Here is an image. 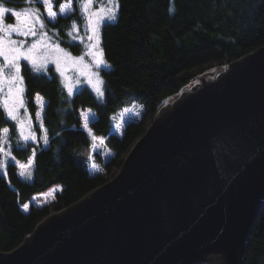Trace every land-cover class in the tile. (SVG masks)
Returning <instances> with one entry per match:
<instances>
[{"label":"water","instance_id":"95a60500","mask_svg":"<svg viewBox=\"0 0 264 264\" xmlns=\"http://www.w3.org/2000/svg\"><path fill=\"white\" fill-rule=\"evenodd\" d=\"M264 205V46L169 98L121 170L0 264H244Z\"/></svg>","mask_w":264,"mask_h":264},{"label":"trees","instance_id":"16d2710c","mask_svg":"<svg viewBox=\"0 0 264 264\" xmlns=\"http://www.w3.org/2000/svg\"><path fill=\"white\" fill-rule=\"evenodd\" d=\"M0 1L19 9L28 0ZM62 1L56 0L57 5ZM118 4L117 19L106 20L101 28L109 65L99 68L102 97L86 86L69 94L52 66L40 72L23 62L25 106L30 135L35 138L25 140L18 122L0 105V140L7 128L17 159L26 162L34 154L30 179L21 177L14 162L7 165L6 173L0 172V252L14 250L46 217L113 179L169 98L199 76L224 69L264 46V0H118ZM74 7L70 15L47 24L56 42L79 54L82 47L70 39V29L83 19L79 0H74ZM11 19L8 14L7 20ZM37 95L45 100L40 123ZM130 101L142 105V116L128 122L119 136L112 132L113 116ZM87 108L96 114L91 129L106 138L115 152L108 161L98 158L103 168L98 174L90 171L87 151L92 140L80 115ZM54 185L62 190L52 201L42 207L30 203L23 209L34 195ZM244 264H264V205L250 230Z\"/></svg>","mask_w":264,"mask_h":264},{"label":"rangeland","instance_id":"374dc122","mask_svg":"<svg viewBox=\"0 0 264 264\" xmlns=\"http://www.w3.org/2000/svg\"><path fill=\"white\" fill-rule=\"evenodd\" d=\"M0 4H2L4 7L11 8L17 11H21L24 9H31L33 7L39 8L41 16L43 18L44 22V28L42 30L39 29V25H36L38 35L35 37L28 36V37H22L18 36L17 34L13 33L11 38L16 39V40H26V45L30 46V44L36 40L40 39L39 33L42 31L43 33H46L47 35L45 36L44 40L42 41V46L39 47L36 50V66L34 67L32 63H30L27 60L21 59L20 60V65L22 67V63L26 62L30 64L32 67L37 69L40 72H47V69L52 66L58 74L61 76L65 86L70 89L71 91L79 90L83 86L90 87L94 90L92 85H90L87 81L89 78L93 80V82H96L97 80L102 82V78L100 77L99 74V68L103 65H100L99 67H96L94 58L92 55H90V52L95 51L94 49H91L89 47V41L87 39L88 35H91L90 29L86 28L87 24V15L88 13L84 12L83 9L81 8L82 0H79V6H80V11L82 15V23L81 25H75V27H72L70 29V39L73 40V42H77L81 47L82 50L79 54H74L64 48L60 43L56 42L48 29V24L47 21H56L57 18L62 15V16H67L70 15L75 9L74 7V0H64L62 1L59 5H57L56 0H53L52 2V9L54 12H56V18H49L47 10L42 4V0H37V2L33 3V0H28L26 2V5L22 8H13L6 6L0 1ZM61 5H70V7H66L65 11L61 13L59 11ZM106 7H110L108 4V0H92V3L88 5V12L90 13H96L101 11L102 9H105ZM6 15V23H16L15 19L12 18L10 21L7 20V13ZM10 15V14H9ZM94 18V17H93ZM106 22V19L102 21L98 33H99V39L97 41L98 48L102 50L101 46V28L102 24ZM81 26V28H80ZM2 35V33H0ZM59 45L60 48L64 49L65 52L69 53L73 59L71 60H65L62 56V54L58 53L54 49V45ZM103 53V50H102ZM61 56L60 59V71L57 70V65H56V58L57 56ZM83 57L82 61H76L74 58L76 57ZM102 58L104 59V54L102 55ZM105 60V59H104ZM0 63H3V57H0ZM61 71L63 72V75H61ZM20 75L21 71H20ZM23 88H24V83H23ZM100 88L102 87V83L98 85ZM5 94L7 93V85H5L4 89ZM2 95V94H0ZM23 99H24V104H25V98H24V93H23ZM37 104H38V110H37V120L40 123L42 121V111L45 105V100L37 95L35 98ZM143 112V107L142 105L136 103L135 101H130V103L125 106L122 110L117 112L113 116V127H112V132L116 133L119 136H123V130L124 126L133 120L140 119L142 116ZM95 112L87 108L86 110H81L80 115L83 121V127H84V117H88V123H87V128L85 130L88 132V134L91 137L92 140V145L90 149L87 151L88 155V161L90 165V171L92 174H98L103 172V168L101 164L98 162V158L101 157L102 160L108 161L110 160L115 152L111 149L110 146L107 145L106 143V138L102 136H98L94 133V131L90 127L91 121L94 120L96 114ZM18 117L21 121H23V137L24 136H31L30 135V130H31V124H30V119L28 116V112L26 111V106L24 108H20L18 111ZM21 131V125L18 123ZM93 136L96 137L95 140H93ZM1 145L0 149H3V151H0V162L2 163V166H0V172L6 173V167L9 163L14 162L18 166V172L21 175L22 178L24 179H30L33 175V168H34V154L29 158L28 161L22 162L19 159H17L13 153H12V147L8 139V132L4 133L2 130V137H1ZM45 141V140H44ZM44 145H47L44 142ZM62 190L61 185H54L48 190L34 195L30 202L27 203L28 207L29 204H35L37 206H44L45 204H48L50 201H52L58 192ZM26 205V204H25ZM23 209L24 205H23ZM28 209V208H27ZM26 210V209H25Z\"/></svg>","mask_w":264,"mask_h":264},{"label":"snow or ice","instance_id":"6c2138e0","mask_svg":"<svg viewBox=\"0 0 264 264\" xmlns=\"http://www.w3.org/2000/svg\"><path fill=\"white\" fill-rule=\"evenodd\" d=\"M12 0H9L11 3ZM37 2V0H33V3ZM53 0H42V4L47 10L49 18H56V12L52 9ZM92 3V0H82L81 8L84 12L88 13L86 19L87 24L86 28L90 29L91 35L87 36L89 43V47L94 49L95 51L90 52V55L93 56L96 67L100 65H104L106 68L109 67L105 63V60L102 58V50L98 48L97 41L99 39V27L105 19L108 21H115L117 19V12L119 8L118 0H108V4L110 7H106L99 12L90 13L88 12V5ZM66 7H70V5H61L59 11L63 13ZM10 14L12 18L15 19L16 23H6V15ZM94 17V18H93ZM36 25H39V29L42 30L44 28L43 18L41 16L39 8H31L24 9L21 11H17L11 8L4 7L0 4V57H3V63H0V105H2L4 111L7 113V116L11 118L13 121H17L21 125V135H23V121H21L18 117V111L20 108H24V99H23V77L20 75L21 65L20 60L24 59L32 63V65L36 66V50L42 46V41L44 40L46 33L42 31L39 33L40 39L32 42L30 46L25 47L26 40H16L12 39L11 36L13 33L18 36L35 37L38 35V31ZM75 27V25H73ZM54 49L62 54L65 60H71L73 57L64 49L60 48L59 45H54ZM60 59L61 56H57L56 65L57 70L60 71ZM76 61H82L83 57L74 58ZM61 75L63 72L61 71ZM94 90L99 94V96H103L104 92L98 86L102 82L97 80L93 82L91 78L87 81ZM5 85H7V93L5 94L4 89ZM69 94H71V88L69 89ZM84 127L87 128L88 117H84ZM9 129H3L4 133H7ZM25 140L30 138L34 139V135L24 136ZM93 140L96 139L95 136L92 137ZM45 143H47V139L45 138ZM3 151V149H0ZM3 162H0V166H2ZM24 208L27 210L28 205H24Z\"/></svg>","mask_w":264,"mask_h":264}]
</instances>
